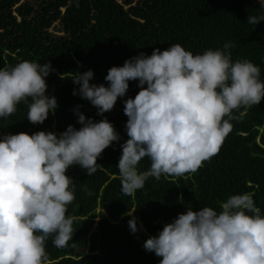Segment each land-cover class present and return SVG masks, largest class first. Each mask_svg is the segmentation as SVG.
Here are the masks:
<instances>
[{"label":"clouds","instance_id":"obj_1","mask_svg":"<svg viewBox=\"0 0 264 264\" xmlns=\"http://www.w3.org/2000/svg\"><path fill=\"white\" fill-rule=\"evenodd\" d=\"M258 2L264 9V0ZM260 21L264 13L247 18L249 24ZM232 47L228 41L194 54L174 43L110 67L107 85L91 82L92 69L71 78L79 86L73 94L90 101L98 114L112 110L129 81H138L140 90L123 101L129 138L116 165L123 194L134 196L149 177L196 172L218 152L232 128L234 110L264 100L260 67L248 59L233 60ZM53 70L51 61L0 67V118L16 112L20 103L27 105L33 124L54 114L58 100L47 93L46 81ZM79 107V128L70 124L59 134L21 131L0 139V264H51L49 236L58 248L72 239L77 218L68 207L76 185L67 170L78 165L92 175L103 150L121 139L107 117L97 121ZM145 157L150 167L141 171L138 165ZM220 208L187 207L143 247L162 257L159 264H264V212L253 193L233 194ZM134 212H127L133 233L138 231Z\"/></svg>","mask_w":264,"mask_h":264},{"label":"trees","instance_id":"obj_2","mask_svg":"<svg viewBox=\"0 0 264 264\" xmlns=\"http://www.w3.org/2000/svg\"><path fill=\"white\" fill-rule=\"evenodd\" d=\"M264 13L258 0H0V67L29 60L47 63L53 71L46 77L47 93L58 108L43 123L27 119L28 107L0 118V139L5 134L39 130L63 132L68 125L79 128V111L97 121L107 117L121 139L105 148L97 171L72 165L76 195L68 214L77 218L72 239L64 248L52 237L46 241L51 264H159L162 257L147 251L144 241L157 235L187 207L211 206L218 211L233 195L251 192L264 212V100L234 110L232 128L219 150L194 173L180 177H149L134 196L121 192L117 164L121 145L129 138L123 101L140 90L129 81L124 97L113 109L98 114L87 99L73 94L77 71H94L92 83L108 84V69L123 65L141 52L151 54L180 43L202 53L231 41L232 59H248L261 69L264 79V21L247 23L249 14ZM58 25V30L53 26ZM63 78H62V75ZM150 167L145 157L138 165ZM89 192L91 194H89ZM135 209L138 231L131 232L128 211Z\"/></svg>","mask_w":264,"mask_h":264},{"label":"rangeland","instance_id":"obj_3","mask_svg":"<svg viewBox=\"0 0 264 264\" xmlns=\"http://www.w3.org/2000/svg\"><path fill=\"white\" fill-rule=\"evenodd\" d=\"M56 26H53V29L58 30V25L55 23Z\"/></svg>","mask_w":264,"mask_h":264}]
</instances>
